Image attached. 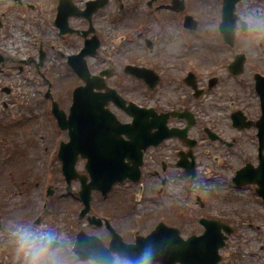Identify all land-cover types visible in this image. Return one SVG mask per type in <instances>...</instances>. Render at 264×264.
Instances as JSON below:
<instances>
[{"label": "flooded vegetation", "instance_id": "flooded-vegetation-1", "mask_svg": "<svg viewBox=\"0 0 264 264\" xmlns=\"http://www.w3.org/2000/svg\"><path fill=\"white\" fill-rule=\"evenodd\" d=\"M88 1H79L78 3L81 4L78 6L79 9H85ZM93 1L100 5L94 7L92 13L86 11L85 15L89 21L86 18L69 19L71 27L78 32L60 34L52 24L55 14L50 12L48 22L50 24L52 18L51 25L55 29L52 37L43 40L47 37L43 34L37 48L24 51L25 55L27 54L24 58L8 56L6 50H0V127L3 112L11 103L10 99H7V102L4 101L2 94L10 96L13 93L16 72L32 89L45 86L50 88V71H46L49 68L47 58L50 54L62 57L76 53L85 39L96 36L100 45L95 55L90 58L92 61L95 60V67H97V69L92 68L93 74L107 71L110 76L105 78V82L110 87H112L110 79L117 78L127 80L132 86L139 88L138 98L131 100L125 95V99L143 108H151L153 114L147 115L148 120L155 117L165 118L167 126L173 129L169 132L181 130L189 122L186 136L183 134L181 137L176 135L166 137L159 140L156 146L146 148L141 173L145 184L141 183V197L143 195L144 207L147 205L149 207L142 209L140 223L149 229L160 222L179 229L181 227L178 225L183 224L184 227L188 226L190 236V233L202 232L200 218L216 219L231 230L227 235L226 244L222 250L223 258L219 264H264V174L255 172L259 170L257 155L259 130L256 123L260 119V103L264 99V49L254 50L251 55L249 52L242 51L241 43H239L240 38L253 36L254 41H258L261 48L264 47V0H212L216 8L213 14H206L208 10L204 6L209 2L210 7L211 0ZM14 6L16 9L17 7L18 9H35L33 3L23 0H16ZM223 8H226L224 14ZM3 15L0 9V28L4 23ZM206 15H210V18L208 19ZM190 16L192 18L189 24L195 25V30L183 26V20ZM223 17L227 20L225 35L233 39L234 51L223 42L222 33L218 29ZM201 24L213 28L210 35L214 37V41H218L215 46L223 48L218 58H212L211 55L214 54L210 52L204 57V62L208 64L204 68L198 65L195 54L190 56V50H174L167 43L174 42L172 37H178L179 27H183L185 34L190 37L201 31ZM29 25L32 26L31 20ZM70 36L79 39V46L75 51L67 53L66 46L70 42ZM170 38H172L171 41ZM13 51L22 53L19 50ZM226 51L229 55L222 60V55ZM240 55L244 56L243 64L236 66L233 70L230 69L232 62ZM121 60L124 63L122 67H119L120 70L117 67ZM132 68H139L144 74L136 76L132 73ZM196 68L201 71H197ZM190 74L193 75L191 79ZM227 74L234 81H238V89L247 95V107H253L251 113H244L239 108L230 111V122L232 117H236V120H244L250 124L248 126L242 124L239 129L231 124L236 130V135L229 139H225V135L221 132L213 138L211 136L213 131L210 134L205 127L202 131H198L199 133L192 134L190 129L195 124V120L190 126V119L188 121L187 117H179L175 112L189 113V116L192 114L197 120L192 110L195 102L206 98L210 99L214 106L222 105L220 101H225L226 97L224 91L220 89ZM34 77L39 79L34 80ZM161 91L179 94L171 97L172 102L161 103L162 100L158 98ZM237 99L242 104V98L237 96ZM234 101L236 99L230 102L234 103ZM109 106L121 122L131 120L132 117L116 107L114 103H109ZM219 108L222 111L223 108ZM241 137L246 139L245 144L253 146L251 150H248L250 145H243L244 141ZM202 146L204 148L200 149ZM249 151L254 152V160L244 161L242 165L234 168L233 160L236 159V154L245 157ZM15 153L10 151L12 159L18 156ZM2 157V130H0V178H2L4 164V157ZM181 161L195 164L197 172L194 178L184 175V166L180 164ZM246 163L253 167L251 170H253L254 178L252 182L236 188L232 183V177L234 172ZM15 169H17L16 172L19 171L16 166ZM199 169H204V173L198 172ZM13 178L16 184L10 196H13L14 200L15 197H20L26 192L27 186H32L33 180ZM179 180L182 182L180 183ZM5 186L0 185L1 195H6L8 192L9 185ZM152 187L153 193L147 195ZM52 193L51 183L44 185L42 182L38 200L28 204L27 209H20V216L9 226H1L2 232L12 234L14 244L18 245L19 233L22 229H30L32 237L34 234L41 235V245L49 240H53L54 247L60 245V240L55 236L58 228L51 223L53 220L49 217L55 218L63 210V206L60 199L51 198ZM73 197L77 198L76 194H73ZM60 198L67 199L66 186ZM228 202L233 204L232 209H228ZM14 208L10 206L6 197H0L2 223V216L4 217L9 209ZM156 209H159L158 215ZM30 213H35V216L31 218ZM169 213L175 217L174 222L168 217ZM128 214H123L122 219H128ZM115 219L119 224V216L113 214L114 222ZM194 226H198L199 230H194ZM226 226L221 228V232L225 233L228 230Z\"/></svg>", "mask_w": 264, "mask_h": 264}, {"label": "rangeland", "instance_id": "rangeland-1", "mask_svg": "<svg viewBox=\"0 0 264 264\" xmlns=\"http://www.w3.org/2000/svg\"><path fill=\"white\" fill-rule=\"evenodd\" d=\"M23 1L33 3L36 8L34 10H29L22 8L18 9L17 7L16 9V7L12 5L13 2H11V0H0V9L3 11L7 10L5 5H8L9 7L12 5L11 9H9L10 12L4 13V23L0 28V50H6L5 52L8 54V56L12 57L15 56L24 58L27 56V54L25 55L24 51L33 49L35 46H37L40 39H42L43 34H46L47 37H52L54 33L52 25L48 22L49 10L51 11L52 9L51 4L47 0ZM75 1L78 4V1L82 0ZM50 2L53 3L54 1L51 0ZM210 4V7L209 2L204 5L208 10L206 14H213L216 10L214 1L211 0ZM206 17L209 19L210 15H206ZM30 20L32 21L31 27L29 25ZM201 28L199 37L196 36L198 39H195L194 41H192V39H190V41L188 40L187 45L190 48V56H194L195 54L198 65L204 68L208 66V64L204 62V57L210 52L211 54H214L211 55L212 58H218L220 57L223 48L215 46L216 42L218 41H214V37L210 35L212 34L211 26H202L201 24ZM172 38L174 42H167L169 44L168 46L172 47L174 50H182L183 47L181 45V41H179V39L177 41L175 37ZM172 38H170V41ZM69 39L70 42L66 46L67 52L75 51L79 46V39L75 38V36H70ZM239 43H241V50L249 52L251 55H253L254 50L258 51L264 49V47L261 48L259 46L258 41H254L253 36H250L249 38L242 37L239 39ZM13 50H20L22 53ZM64 51L66 50L64 49ZM232 51H234V49ZM226 55H229L228 51L222 55V60L227 57ZM205 60H207V58ZM122 62L123 60H121L117 67L120 70L121 68L119 67H122ZM89 64L91 68L97 69V67H95L96 62L94 64V62L90 61ZM47 65L49 68L46 69V71H50L51 80L54 81L56 88L54 94L56 97H54V99L58 101L61 108L67 110V107L70 105V94L68 95V91L69 89L73 88V86L78 84V79H76L75 75H73V73L65 65L64 59L59 58L58 55L53 56L50 54V56L47 58ZM196 69L197 71H201L198 68ZM17 74L18 73L16 72V76H14L16 85L15 88H13V93L10 96L2 94V99L4 101L7 102V99L11 100L8 109L4 111L6 114L3 116L4 122L1 126L3 157L5 159L6 156L10 154V151H15V154L18 155L15 158L13 157V160H9V163H4L2 165L3 172L2 178H0V185L9 186L6 195L0 194V197H6L10 203V206L15 207L14 209H9L4 214V217L2 216L3 225L4 227L9 226V224H11L13 221H16V219L20 216V209H27L28 204H32V202L38 200L40 184L42 182L44 185L51 183V188L53 189L51 198L53 200L60 199L63 206L62 212L58 214L56 218L49 217L50 220H53L51 223L58 228L55 236L56 239L60 240V242L58 241L60 245L53 247L51 250L46 248L44 249L41 248V240H39L35 243L33 248L39 250V259L42 261V264H94L90 260L86 261L79 259L71 253L73 237L80 230L87 234L95 235L104 242V239L106 241L108 239L106 237V233L103 229H97L88 226L85 217L82 219L77 218V200L71 198H67L65 200L60 198L65 190L66 185L62 180L63 178L61 174H59L57 170V160L54 158L53 154V147L55 144L53 143L52 139L55 136V133L51 134V130L47 124L48 120L45 112L47 111V104L43 101L42 94L46 91V86L39 89H32L24 82L22 77ZM23 75L26 76V74ZM225 76V82L223 85H221L222 89H220L224 91V95L226 97L225 101H220L222 102V105L214 106V103L210 102V99L207 100L206 98L202 99L200 102H195L192 110L196 115L197 120H195V124L190 129L192 134L199 133L198 131H202L205 127L206 130H209L210 132L213 131V133L215 132L216 134L221 132L225 135V139H229L236 135V130L231 126L229 118L230 111L239 108L242 109L244 113L252 112L253 107H247L246 105L247 95L238 89V81L231 79L228 74ZM35 77L34 80L39 79ZM130 83L131 82H128L127 80L117 78L110 79L111 86L119 90L124 96L126 95L127 99L134 100V98L139 97L140 90L138 91L139 88L132 86ZM178 94V92L170 94L161 91L158 98L162 100L160 101L161 103H170L172 102L171 97L177 96ZM237 96L242 98V104L238 102ZM233 99H236V101L231 103L230 101ZM219 107L223 108L222 111ZM13 119H16V121L12 122ZM18 121L21 123L18 124ZM50 135H52L51 139L48 137ZM241 139L244 141L243 145H250L248 150L253 148L251 144H245V138L241 137ZM43 146H48V148H44ZM203 148L204 146H202L200 149ZM49 151H52V158L55 160H52L51 162V173L45 174L44 171L47 169L45 160H49V158H46V155ZM200 152H202V150ZM215 152L218 153L217 150H215ZM253 155V151L247 152L245 157L240 155L238 156L237 153L236 159L233 160L234 168L242 165L244 161H253ZM12 165L18 167L19 171L16 172L17 169H15V166ZM83 166L84 161L79 159L76 163V169L79 172H83ZM200 171L204 173V169H199L198 172ZM213 172H215V170ZM35 173H37L38 177H34L36 175ZM13 177L16 179L24 178L33 180L31 182L32 186H27L26 192H24V194L20 197H15L14 200L13 196H10V193L16 184V180H14ZM179 182L181 183L182 181L179 180ZM141 183H143V185L145 184L144 181ZM123 184L114 186L108 195L109 198L105 201L99 200L98 198L93 199L92 213L98 216H111L113 214L118 215V223L120 224L119 233L128 241H131L133 238V232L143 235L146 234V232H149V228L145 227L144 224L139 223L138 226V223L134 222L135 220H138L137 214L140 213L142 209H146L149 206L147 205L144 207V205L140 203L141 199H143V195L141 197L140 183L137 185H131L124 182ZM78 189L79 185L74 182L72 184L73 192L78 191ZM152 189L154 188H150V190L147 192V195L153 193ZM129 196L132 199L131 201L130 198H128ZM14 202L17 203L18 206L15 205ZM129 202L132 208L128 207ZM227 206L228 209L233 208L232 203L228 202ZM12 210L14 211L13 213ZM128 211L130 214L132 212V214H128ZM125 213L129 215L128 219H122V216H124L123 214ZM156 213L157 215L159 214V209H156ZM30 214L31 218L35 216V213ZM168 217L172 218L173 222L176 220L175 217H173L170 213ZM116 224L117 223L115 219V225ZM133 224L135 225L133 226ZM178 227H181L180 229L183 236H187L189 234L188 226L184 227L183 224H179ZM195 229L199 230L198 226H194V230ZM40 237L41 235L38 234L35 239ZM5 246L0 244V260H2V262H7L6 264L12 262L15 263V257L17 255L19 262H21V254L18 252L21 251L22 248L17 249V247H14V244L10 240L7 244H5ZM28 248H31V245ZM28 248H26L25 251L27 252V256L29 258ZM26 260L24 261V264H26ZM118 264H128V262H118Z\"/></svg>", "mask_w": 264, "mask_h": 264}, {"label": "water", "instance_id": "water-1", "mask_svg": "<svg viewBox=\"0 0 264 264\" xmlns=\"http://www.w3.org/2000/svg\"><path fill=\"white\" fill-rule=\"evenodd\" d=\"M59 9L61 14H64L66 10L64 0L60 4ZM96 46V42L88 41L86 48L79 54L68 57V64L85 82V86L78 87L73 92V104L70 109L71 123L65 119L62 111H59L56 106L54 107V111L58 115L62 126L66 127L71 124L77 127L70 134L69 142L60 150L62 172L67 182L72 178L79 177L84 184L85 177L75 173L74 163L77 154L87 157L86 171L91 180L87 185L84 184V189L81 193L82 201L85 204L82 214L89 210V194L92 189L101 191L104 194L113 183L122 181L126 176L137 178L139 175L138 167L141 162L138 142L146 139L143 128L137 123V127L127 132V135L131 137L130 142H124L119 138L114 140L109 132L113 127L112 120L108 116L93 118L92 108L95 105L106 111L103 106L106 99L118 100L123 109L130 114H133L132 109L134 108L132 104L125 107L124 100L118 97L115 91L108 90L107 95L96 94L93 91L94 88L104 87V83L102 80L89 75L83 56L94 53ZM92 98H99V100L92 105ZM86 108L87 114H85ZM259 124L260 121H258V126ZM263 133L264 131H262ZM122 156L131 157L134 169H127L119 164V159ZM90 221L98 223V221L95 222L93 219H90ZM117 240L119 241L120 239L117 238ZM219 240L211 231L199 238L182 240L177 230L165 229L160 232H153L146 238L139 237L135 245L123 247L125 252L123 249L120 250L122 246L115 245L114 239L111 241L110 247L131 258L134 264L155 261L162 264H174L175 262L180 264H216L219 261L217 253V248L221 243ZM102 250L106 251L96 238L88 239L84 235H79L73 248V251L80 258H95L96 261L100 260L98 258Z\"/></svg>", "mask_w": 264, "mask_h": 264}, {"label": "clouds", "instance_id": "clouds-1", "mask_svg": "<svg viewBox=\"0 0 264 264\" xmlns=\"http://www.w3.org/2000/svg\"><path fill=\"white\" fill-rule=\"evenodd\" d=\"M31 230L22 229L19 233V243L22 247H27L31 242ZM29 258L26 260V264H42L39 259V250L34 248H28Z\"/></svg>", "mask_w": 264, "mask_h": 264}]
</instances>
